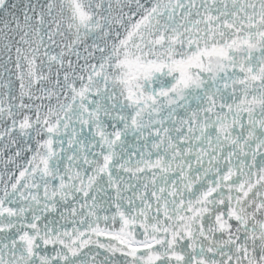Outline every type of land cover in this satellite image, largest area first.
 <instances>
[{"label":"snow or ice","instance_id":"6c2138e0","mask_svg":"<svg viewBox=\"0 0 264 264\" xmlns=\"http://www.w3.org/2000/svg\"><path fill=\"white\" fill-rule=\"evenodd\" d=\"M0 264H264V0H0Z\"/></svg>","mask_w":264,"mask_h":264}]
</instances>
